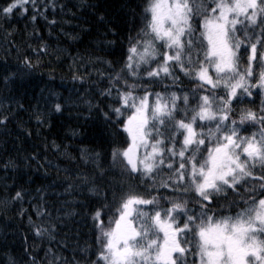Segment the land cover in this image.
I'll return each mask as SVG.
<instances>
[{"label": "snow or ice", "instance_id": "snow-or-ice-1", "mask_svg": "<svg viewBox=\"0 0 264 264\" xmlns=\"http://www.w3.org/2000/svg\"><path fill=\"white\" fill-rule=\"evenodd\" d=\"M49 7L55 0H3L0 19L31 10L35 22ZM141 18L142 26L122 38L127 46L119 58H77L84 74L72 77L83 88L94 70L105 86L92 85L86 94L97 103L78 99L123 139L113 140L108 168L94 151L69 155L76 166L63 169L69 173L64 193L83 188L104 201L114 189L120 195L90 213L97 247L71 258L48 249L43 264H264V0H146ZM21 63L32 67L28 56ZM16 75L7 72L5 84ZM41 99L45 111L33 113L40 125L72 101L55 93ZM10 119V112L0 115V125ZM51 147L61 150L55 141ZM81 163L91 165V175ZM25 195L20 189L10 199ZM34 207L37 220L28 221L36 237L62 226L48 211L55 203Z\"/></svg>", "mask_w": 264, "mask_h": 264}, {"label": "trees", "instance_id": "trees-1", "mask_svg": "<svg viewBox=\"0 0 264 264\" xmlns=\"http://www.w3.org/2000/svg\"><path fill=\"white\" fill-rule=\"evenodd\" d=\"M44 3L45 0H40L41 5ZM145 3L146 0H55V8L42 10L47 19L41 16L32 22L31 10L27 14L17 13L8 22L0 19V115L11 113L6 126L0 125V264H7L8 256L14 257L16 264H31L32 257L37 264H43L48 249L62 250L65 257L71 258L85 246L97 247L90 213L101 204L110 203L113 194L120 193L114 189L109 200L104 201L78 188L76 194L67 196L63 180L69 173L63 169L76 166L68 162V156L79 157L81 148L99 153L98 162L110 167L112 142L123 137L114 135L113 126L106 127L95 108L89 110L78 99V95H83L93 105L97 103L86 94L92 85L97 91L105 86L94 70L89 68L93 71L92 81L83 88L72 77L84 74V66L77 58L82 57L85 62L90 56L119 58L122 47L127 46L122 44V38L129 29L134 33L142 26ZM52 20L56 24H50ZM109 29L121 36L112 35ZM107 41L115 43L108 45ZM43 44L48 45L46 52ZM101 47L106 51H101ZM25 56L31 59L32 67L21 63ZM7 72L18 75L5 84L3 76ZM184 86L191 87L187 81ZM154 90L163 88L156 86ZM50 93L71 97L72 101L62 113H48L47 122L40 125L33 113L45 111L41 97L47 99ZM17 102L23 108H18ZM53 141L61 145L60 152L51 147ZM6 161L12 164L4 171ZM78 166L91 175V165ZM119 168L117 165V172H110L109 177L117 175ZM125 180L129 186L136 184L135 180L126 177ZM20 189L27 195L22 201L13 202L10 196ZM45 201L50 206L55 203V208L49 207L48 211L53 222L59 220L62 226L51 236L40 239L30 230L28 216L37 220L34 206L38 203L43 206ZM21 209L26 215H20ZM103 218L107 222L108 216Z\"/></svg>", "mask_w": 264, "mask_h": 264}, {"label": "bare ground", "instance_id": "bare-ground-1", "mask_svg": "<svg viewBox=\"0 0 264 264\" xmlns=\"http://www.w3.org/2000/svg\"><path fill=\"white\" fill-rule=\"evenodd\" d=\"M31 79H34V77H31ZM34 80H36V79H34Z\"/></svg>", "mask_w": 264, "mask_h": 264}]
</instances>
